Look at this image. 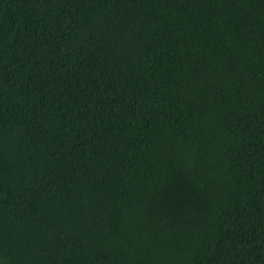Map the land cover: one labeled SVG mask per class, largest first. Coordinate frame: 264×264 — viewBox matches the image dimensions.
Wrapping results in <instances>:
<instances>
[{"label": "trees", "instance_id": "trees-1", "mask_svg": "<svg viewBox=\"0 0 264 264\" xmlns=\"http://www.w3.org/2000/svg\"><path fill=\"white\" fill-rule=\"evenodd\" d=\"M0 264H264V0H0Z\"/></svg>", "mask_w": 264, "mask_h": 264}]
</instances>
